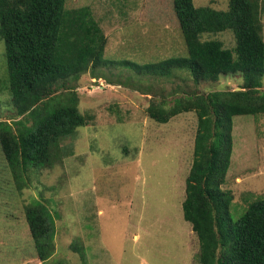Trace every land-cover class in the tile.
Returning <instances> with one entry per match:
<instances>
[{
	"label": "rangeland",
	"instance_id": "1",
	"mask_svg": "<svg viewBox=\"0 0 264 264\" xmlns=\"http://www.w3.org/2000/svg\"><path fill=\"white\" fill-rule=\"evenodd\" d=\"M193 4L228 8V0ZM65 6L89 7L105 37L103 62L78 81L69 78L54 88L59 99L74 95L79 111L92 117L63 144L62 161L31 171L21 190L0 148V264H41L23 216L30 198L43 200L55 219V252L48 264H82L72 244L84 248L85 264H199L198 239L182 211L197 114L184 112L158 123L147 108L171 106L186 95L247 91L243 76L196 83L185 71L164 80L133 66L185 54L172 0H66ZM261 22L264 39V11ZM215 38L233 50L230 31ZM5 73L0 40V83ZM259 90L252 95L264 97V76ZM9 100L0 91V121L16 131ZM231 121V160L221 188L232 196L227 212L237 216L264 196V113Z\"/></svg>",
	"mask_w": 264,
	"mask_h": 264
},
{
	"label": "trees",
	"instance_id": "2",
	"mask_svg": "<svg viewBox=\"0 0 264 264\" xmlns=\"http://www.w3.org/2000/svg\"><path fill=\"white\" fill-rule=\"evenodd\" d=\"M172 1L185 54L133 66L164 80L185 71L196 83L241 74L247 90L186 95L171 106L147 108L158 123L184 112L197 114L182 211L198 239V263L264 264V196L237 217L227 212L232 196L221 188L231 160V119L264 113V97L252 95L260 91L264 76V1L228 0L226 11L197 7L193 0ZM65 4L66 0H0V40L6 60L0 91L7 93L18 119L16 131L0 121V148L20 190L28 185L31 171L51 169L62 161L67 155L63 144L72 141L92 117L79 111L74 95L59 99L54 90L61 81H78L103 62L105 37L89 7L68 9ZM225 31L234 36L233 50L215 38ZM204 34L214 38L203 40ZM23 209L36 256L48 264L55 252L54 216L37 198H30ZM71 247L85 264L84 248ZM219 248L222 256L217 257Z\"/></svg>",
	"mask_w": 264,
	"mask_h": 264
},
{
	"label": "crops",
	"instance_id": "3",
	"mask_svg": "<svg viewBox=\"0 0 264 264\" xmlns=\"http://www.w3.org/2000/svg\"><path fill=\"white\" fill-rule=\"evenodd\" d=\"M26 264V263H25Z\"/></svg>",
	"mask_w": 264,
	"mask_h": 264
}]
</instances>
